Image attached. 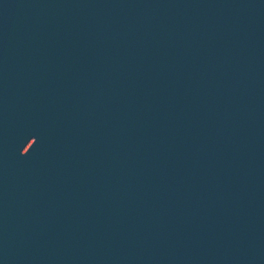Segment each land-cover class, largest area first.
I'll return each instance as SVG.
<instances>
[{"label":"water","instance_id":"1","mask_svg":"<svg viewBox=\"0 0 264 264\" xmlns=\"http://www.w3.org/2000/svg\"><path fill=\"white\" fill-rule=\"evenodd\" d=\"M57 0H0V49Z\"/></svg>","mask_w":264,"mask_h":264}]
</instances>
